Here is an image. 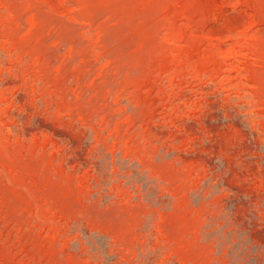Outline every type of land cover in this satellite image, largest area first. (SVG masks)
Returning <instances> with one entry per match:
<instances>
[{"label": "rangeland", "instance_id": "obj_1", "mask_svg": "<svg viewBox=\"0 0 264 264\" xmlns=\"http://www.w3.org/2000/svg\"><path fill=\"white\" fill-rule=\"evenodd\" d=\"M0 264H264V0H0Z\"/></svg>", "mask_w": 264, "mask_h": 264}]
</instances>
